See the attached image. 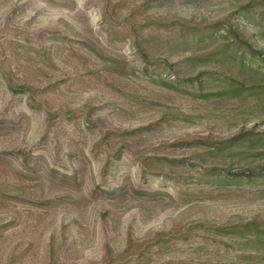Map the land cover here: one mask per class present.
<instances>
[{
    "label": "rangeland",
    "instance_id": "1",
    "mask_svg": "<svg viewBox=\"0 0 264 264\" xmlns=\"http://www.w3.org/2000/svg\"><path fill=\"white\" fill-rule=\"evenodd\" d=\"M0 264H264V0H0Z\"/></svg>",
    "mask_w": 264,
    "mask_h": 264
}]
</instances>
